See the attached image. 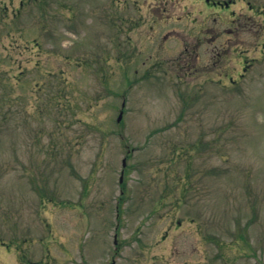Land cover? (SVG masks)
<instances>
[{
  "label": "rangeland",
  "instance_id": "rangeland-1",
  "mask_svg": "<svg viewBox=\"0 0 264 264\" xmlns=\"http://www.w3.org/2000/svg\"><path fill=\"white\" fill-rule=\"evenodd\" d=\"M214 1L0 0V264H264V0Z\"/></svg>",
  "mask_w": 264,
  "mask_h": 264
},
{
  "label": "flooded vegetation",
  "instance_id": "flooded-vegetation-1",
  "mask_svg": "<svg viewBox=\"0 0 264 264\" xmlns=\"http://www.w3.org/2000/svg\"><path fill=\"white\" fill-rule=\"evenodd\" d=\"M210 3H212V5L215 7V8H227L229 9L230 7V4L226 3V2H220V1H213V0H210Z\"/></svg>",
  "mask_w": 264,
  "mask_h": 264
}]
</instances>
